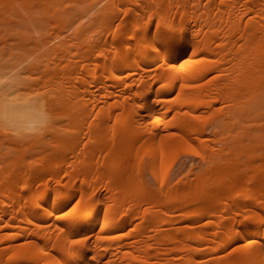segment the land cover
<instances>
[{"label": "bare ground", "instance_id": "obj_1", "mask_svg": "<svg viewBox=\"0 0 264 264\" xmlns=\"http://www.w3.org/2000/svg\"><path fill=\"white\" fill-rule=\"evenodd\" d=\"M0 264H264V0H0Z\"/></svg>", "mask_w": 264, "mask_h": 264}, {"label": "rangeland", "instance_id": "obj_2", "mask_svg": "<svg viewBox=\"0 0 264 264\" xmlns=\"http://www.w3.org/2000/svg\"><path fill=\"white\" fill-rule=\"evenodd\" d=\"M39 77V73L38 74H34L32 76V79L34 82H38L37 85H33L32 87L28 88V90L32 93H36V91L39 89L40 91H44L46 86L44 85L43 81L42 80H39L38 81V78ZM185 164H184V163ZM178 163V162H177ZM181 163V166L179 165ZM183 163V164H182ZM191 163H195V165H197L198 163H200V159L199 158H193V160L191 161V157H184L182 156L180 159H179V163L178 164H175L176 166L173 167V172H176V169H178V166H180L182 168V166L184 167L185 165V168L189 167V165ZM180 167H179V170H180Z\"/></svg>", "mask_w": 264, "mask_h": 264}, {"label": "snow or ice", "instance_id": "obj_3", "mask_svg": "<svg viewBox=\"0 0 264 264\" xmlns=\"http://www.w3.org/2000/svg\"><path fill=\"white\" fill-rule=\"evenodd\" d=\"M194 155H198V153L193 152Z\"/></svg>", "mask_w": 264, "mask_h": 264}]
</instances>
